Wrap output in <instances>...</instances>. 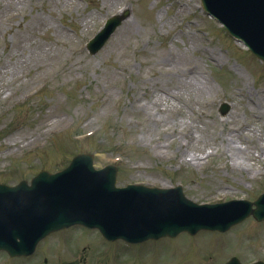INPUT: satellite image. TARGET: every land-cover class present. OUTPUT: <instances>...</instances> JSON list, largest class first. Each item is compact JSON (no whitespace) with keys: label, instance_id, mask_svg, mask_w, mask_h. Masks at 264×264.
<instances>
[{"label":"rangeland","instance_id":"obj_1","mask_svg":"<svg viewBox=\"0 0 264 264\" xmlns=\"http://www.w3.org/2000/svg\"><path fill=\"white\" fill-rule=\"evenodd\" d=\"M199 5L0 0V182L61 170L87 151L98 166L120 159V186L181 184L197 203L256 199L264 189V65ZM123 6L132 8L128 19L91 55L86 43ZM224 101L231 109L221 116ZM43 255L47 264L264 260V222L140 249L74 228L48 239Z\"/></svg>","mask_w":264,"mask_h":264},{"label":"water","instance_id":"obj_2","mask_svg":"<svg viewBox=\"0 0 264 264\" xmlns=\"http://www.w3.org/2000/svg\"><path fill=\"white\" fill-rule=\"evenodd\" d=\"M218 3V8H213L211 1L209 0V10L214 12L218 17H220L227 24H232L235 27V30H240L243 24L251 23L253 25L252 29L249 31L252 36L251 41L249 40V44L254 49V51L264 59V4L256 0H215ZM255 2L254 8L251 4ZM258 5V6H257ZM231 26L232 30L234 27ZM239 31H233L235 35H237ZM49 182V177L44 178ZM112 183V181L110 182ZM51 186L53 184H49ZM66 186L63 185L60 194H64L69 192L70 189H65ZM52 189L49 191L51 192ZM65 190V191H64ZM111 190V188H110ZM109 185H97L93 189V193L95 196L99 197L102 193L108 194ZM110 201L109 203L113 205V202H117L120 208V211L127 214L129 216V224L128 229H130L133 237V242L136 241L135 237L146 240L153 237H161L172 235L174 236L176 233L192 228H196L194 230L203 228L204 221H197V215L201 214L199 211L191 210L190 213L179 210L171 211V213L167 212V219L161 216V202L162 200L156 201L154 204L157 205L158 211L155 214L153 211H156V208L151 210L146 208L145 206L142 208H138L137 212L132 211L129 212L130 204L129 198L126 195H118V192L113 188L112 194L109 195ZM117 199V200H115ZM186 201V199H183ZM64 199H58V202H63ZM187 202V201H186ZM56 201L52 202V205L56 204ZM188 203V202H187ZM165 203H162L164 206ZM166 205V204H165ZM72 213L75 215H71L70 222H82L90 227H101L103 230H109V226L106 223V219H112L113 210L108 214L106 210L102 213V218L98 221L95 216H89L88 213L84 212H76L74 208V203L68 204ZM113 209V208H112ZM99 212H101L99 210ZM250 209L245 210L244 207L240 204L234 203L233 206H213L209 207V229H219L225 231L230 228L232 225L242 221L245 217L250 214ZM261 212V207L259 205V209L256 211L255 215L259 217ZM77 213V214H76ZM48 215V210H47ZM180 215L181 217H176ZM135 217H138L136 220ZM175 217V218H174ZM139 224V225H138ZM52 229V228H51ZM163 230V233H162ZM105 232V231H104ZM175 232V233H174ZM106 233V232H105ZM144 234V235H143ZM230 264H238L236 260H233Z\"/></svg>","mask_w":264,"mask_h":264}]
</instances>
